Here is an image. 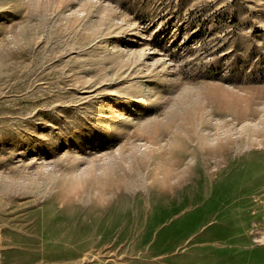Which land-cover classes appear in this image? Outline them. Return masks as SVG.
I'll return each instance as SVG.
<instances>
[{
  "label": "rangeland",
  "instance_id": "rangeland-1",
  "mask_svg": "<svg viewBox=\"0 0 264 264\" xmlns=\"http://www.w3.org/2000/svg\"><path fill=\"white\" fill-rule=\"evenodd\" d=\"M2 264H264V0H0Z\"/></svg>",
  "mask_w": 264,
  "mask_h": 264
},
{
  "label": "built area",
  "instance_id": "built-area-1",
  "mask_svg": "<svg viewBox=\"0 0 264 264\" xmlns=\"http://www.w3.org/2000/svg\"><path fill=\"white\" fill-rule=\"evenodd\" d=\"M4 252L3 246H2V239L0 236V264H2V254Z\"/></svg>",
  "mask_w": 264,
  "mask_h": 264
}]
</instances>
